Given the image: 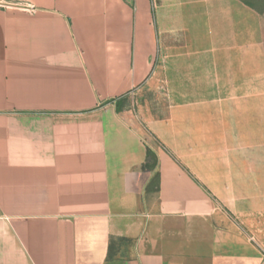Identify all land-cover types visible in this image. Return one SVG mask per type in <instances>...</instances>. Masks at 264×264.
<instances>
[{"label":"crops","instance_id":"crops-1","mask_svg":"<svg viewBox=\"0 0 264 264\" xmlns=\"http://www.w3.org/2000/svg\"><path fill=\"white\" fill-rule=\"evenodd\" d=\"M159 22L157 0H0V264H264L243 104L127 108Z\"/></svg>","mask_w":264,"mask_h":264},{"label":"rangeland","instance_id":"rangeland-1","mask_svg":"<svg viewBox=\"0 0 264 264\" xmlns=\"http://www.w3.org/2000/svg\"><path fill=\"white\" fill-rule=\"evenodd\" d=\"M239 1L243 9L231 0H157L161 40L153 73L127 108L134 118L140 111L157 119L171 111L180 117L182 98L192 97L193 90L209 89L223 100L228 95L243 104L252 122V135L239 136V153L264 174L263 5L254 9ZM171 48L180 51L169 54Z\"/></svg>","mask_w":264,"mask_h":264},{"label":"trees","instance_id":"trees-1","mask_svg":"<svg viewBox=\"0 0 264 264\" xmlns=\"http://www.w3.org/2000/svg\"><path fill=\"white\" fill-rule=\"evenodd\" d=\"M243 1L245 4L249 5L250 7L254 8V9H258V5L257 3H261L263 5L262 9H260V11L264 12V0H241ZM151 160V162L154 161V157L152 155V153H149V161ZM151 164L149 163L148 166H150ZM152 166V165H151Z\"/></svg>","mask_w":264,"mask_h":264},{"label":"built area","instance_id":"built-area-1","mask_svg":"<svg viewBox=\"0 0 264 264\" xmlns=\"http://www.w3.org/2000/svg\"><path fill=\"white\" fill-rule=\"evenodd\" d=\"M30 10H31V11H33V10H34V8H30Z\"/></svg>","mask_w":264,"mask_h":264}]
</instances>
